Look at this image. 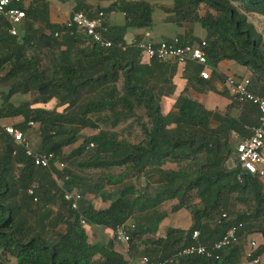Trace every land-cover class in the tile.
I'll use <instances>...</instances> for the list:
<instances>
[{"label": "trees", "instance_id": "16d2710c", "mask_svg": "<svg viewBox=\"0 0 264 264\" xmlns=\"http://www.w3.org/2000/svg\"><path fill=\"white\" fill-rule=\"evenodd\" d=\"M46 1L17 5L25 19L16 36L9 35V24L0 20V85L8 86L1 92L0 121L21 117L15 128L23 134L29 123L38 125L41 144L37 153L54 156L49 169L36 167L0 129V264H132L136 258L205 264V257L183 254L196 244L193 233L198 232L197 243L211 249L227 229L241 224L237 243L219 252L221 261L216 263L238 264L249 247L247 238L264 234V185L235 158L237 142L248 138L250 128L258 125L257 108L234 99L223 111L211 112L182 94L173 105L174 112L162 114L161 97L173 90L169 80L152 83L150 69L138 64L142 52L126 47L124 41L128 29L152 26L149 4L100 0L115 3L107 10L77 9L90 19L102 13L101 31L112 43L104 49L75 27L51 24ZM171 3L167 22L179 27L197 24L206 34L203 41L177 39L178 44L205 42L212 72L221 61L245 67L250 73V92L264 100V38L248 19H264V0ZM112 11L124 14L125 26L108 22ZM196 67L198 75L201 69ZM228 78L220 77L224 86ZM17 94L34 95L39 105L9 102ZM54 102L59 111L54 110ZM137 108L146 117L140 125V139H120L114 128L134 117ZM100 123L111 129H100ZM84 129L98 132L65 154ZM114 169L121 173L109 174ZM88 172L97 175L81 176ZM127 176L136 180L157 176L155 188L149 192L151 185L146 183L136 189L126 182ZM106 187L114 191L106 194ZM63 192L81 195L77 212L63 200ZM91 194L100 196L105 205L96 209ZM167 202L172 203L171 214L189 211L191 225L168 228L160 237L159 211ZM80 216L87 225L106 231L108 243L90 244ZM119 228L129 238L123 250L115 246ZM263 252L261 247L256 255Z\"/></svg>", "mask_w": 264, "mask_h": 264}, {"label": "crops", "instance_id": "0c3cea01", "mask_svg": "<svg viewBox=\"0 0 264 264\" xmlns=\"http://www.w3.org/2000/svg\"><path fill=\"white\" fill-rule=\"evenodd\" d=\"M127 3H135V2H144L149 4L152 7V26L149 29H134L130 28L127 31V34L124 38L126 47L133 46V44L141 39L146 33L150 34L149 39L154 44H158L165 40L170 39H179L182 43H197L198 41L205 40L206 34L204 30L197 24L195 25H184L182 27L176 26L173 23L167 22V19L170 17L169 10L172 8L171 0H124ZM48 2V10H49V21L51 24H66L70 19L71 15L80 7L83 9L90 10L92 8H100L103 10H107L111 5H114V1L103 2L100 0H47ZM108 22L115 27L125 26L126 19L124 14L119 11H112L107 15ZM44 32L48 33L47 30ZM151 62L144 56H140L138 64L140 67H147L152 72L149 73V80L152 83L161 82L163 80L168 81V87H172L171 94H164L161 97L160 107L162 114L166 115L170 109L174 112L173 105L176 99L185 94L193 101L201 104L208 111H223L229 106L234 97L229 91V89L224 86L220 77H231L234 79L244 78L249 76V71L233 62V61H221L216 66L214 72H212L211 68H209V79L202 80L199 77V74L196 75L194 73L196 66H190L188 69L184 70L183 67L178 65L177 63L172 61L158 63L155 65H151ZM173 67H175V71H173ZM197 69V67H196ZM119 84V83H118ZM119 88V87H118ZM119 90V89H118ZM12 102L15 101H23V97L19 94L12 96ZM58 104V103H57ZM168 107V108H167ZM47 108V107H46ZM169 109V110H168ZM58 111V110H57ZM21 117L13 118L11 120H2L0 121V129L6 126L16 127L18 124H21L22 121H19ZM22 119V118H21ZM30 127V126H29ZM34 127L31 126L26 131L32 130ZM27 133V134H26ZM37 134V137H36ZM24 136L26 140L29 142L33 151L40 152V132L39 128L35 129L34 132L28 133L25 132ZM238 143V142H237ZM236 143V144H237ZM264 185V178L261 179ZM94 195L92 198H95ZM91 198V199H92ZM93 200V206L97 209L102 208L105 203H103L102 207H98L96 202ZM172 204V203H171ZM56 207V206H55ZM54 207V209H56ZM172 219V224L169 228L174 227L173 225H182L183 223H188L186 228L180 229H188L191 225V218L188 212L185 209L178 211L173 215H166ZM88 225L83 227V230L88 238L90 244H98V243H108L110 240V235L104 231L99 229L96 226L90 225L89 229H86ZM168 228L165 229V231ZM164 231V232H165ZM164 232H160L158 230V236H162ZM100 234H103L100 236ZM248 240V249L250 248V243L255 242L258 246V249L264 247V235L262 236L260 233L253 234L247 238ZM117 242L115 241V246L117 247ZM121 246H118V249L122 250V247L125 248V244L119 243ZM244 255L241 257L238 264H244L245 258ZM262 261L264 262V252L260 255ZM132 264H142L139 258H136L132 261Z\"/></svg>", "mask_w": 264, "mask_h": 264}, {"label": "built area", "instance_id": "2783aa9c", "mask_svg": "<svg viewBox=\"0 0 264 264\" xmlns=\"http://www.w3.org/2000/svg\"><path fill=\"white\" fill-rule=\"evenodd\" d=\"M34 0H0V20L6 21L10 29L9 35L16 36L17 27L21 26L25 19V12L18 8L17 5L28 6ZM102 13H99L95 18H88L82 12H74L68 22L67 27H75L84 34L96 45L107 49L111 48L112 43L106 39L101 31ZM146 33L140 40L133 44V47L140 50L149 61L156 60L160 62L172 61L178 65L185 67L186 64H193L201 69L199 77L203 80L209 79V65L204 52L206 47L205 42L192 45L178 44L177 39L171 42L162 41L155 45L149 39ZM57 37V35H55ZM125 47H121L124 50ZM234 99L239 103H251L258 111V125L250 128V136L240 140L235 147L236 162L241 168L251 175H257L261 179L264 178V100L254 96L249 90V80L247 77L237 80L229 77L225 82ZM29 123V126H33ZM5 134L17 146L23 148L25 155L29 158L34 166L42 169H49L54 159L53 154H38L33 151L24 134L13 126L4 127ZM92 146V145H90ZM59 169L64 168L63 164H57ZM32 195V191L28 192ZM82 199L78 193L63 192V200L70 205L72 211H78L79 202ZM35 201V200H34ZM222 218H227L223 215ZM80 225H87L86 220L80 216ZM242 229L241 224L233 225L225 234L212 246L211 249L201 246L197 243L198 232H194L192 239L196 244L184 250V255H198L207 259L205 264H216L221 261L219 252L225 248L234 246L238 241V232ZM115 241L126 244L129 241L124 230L119 228L115 232ZM258 246L255 242L250 243V248L246 251L244 264H262L260 256L256 255ZM142 264H166L149 262L146 258L140 259Z\"/></svg>", "mask_w": 264, "mask_h": 264}, {"label": "rangeland", "instance_id": "374dc122", "mask_svg": "<svg viewBox=\"0 0 264 264\" xmlns=\"http://www.w3.org/2000/svg\"><path fill=\"white\" fill-rule=\"evenodd\" d=\"M248 19L250 22L253 23L254 27L257 29V31H259L263 38H264V19L260 18V17H257V16H248ZM118 87H121L119 84H118ZM8 89V86L7 85H0V104L2 102V95L1 92H5L6 90ZM86 94L84 93L83 96H85ZM14 97H11L10 98V101H12ZM91 99V98H90ZM36 98H34V95H28V96H25L23 97V102H27V104L30 106V107H34L36 105H39L38 104V101H36ZM53 107H54V110H58L59 111V105L57 104V102H54L53 104ZM168 108V107H167ZM169 110V109H168ZM169 112L173 113L172 109L169 110ZM20 120L19 121H22L21 118H19ZM146 122V117L144 115V111L141 109V108H137L136 109V114L134 117L130 118L129 120L127 121H124L122 123H120L117 127L114 128V131L119 135L120 139H124L126 141H130V142H137L139 139H140V136H141V131H140V125L145 123ZM38 128V125L34 124V127L32 130H29V131H26L28 133H32L35 131V129L37 130ZM100 129H111L109 126H106L102 123H100ZM98 131L94 130V129H84L80 132L79 136H78V141L76 142V144L72 147H69L67 149L64 150V153L65 154H69L71 152L72 149L78 147L79 145H81L84 141L85 138L91 136V135H94L96 134ZM27 134V133H26ZM36 137H37V134H36ZM36 152V151H35ZM231 164V160L228 161L227 165H230ZM170 167H174L173 165H171ZM120 170H117V169H114V170H110L109 171V174H112V175H118L120 174ZM97 174L95 172H88L86 174H81V176H86L87 178L89 177H94L96 176ZM157 176H153L151 178H148V179H143V178H140L139 180H136L135 178H131V176H127V183L128 184H132L136 187V189H140V187H143L146 185V183H149V192H151L154 188H155V185H154V180H156ZM263 179V178H262ZM114 189L113 188H110V187H106L104 189V193L108 194V193H111L113 192ZM94 196V194H91L89 195L90 198H92ZM92 199H95L94 201L96 202V205L98 207H102L103 206V201L101 200V197L100 196H96L95 198H92ZM175 203V202H174ZM171 208H172V204L169 202L163 204L161 207H160V213L162 214V220L161 222L159 223L158 225V230L160 232H164L166 228H169L172 224V219L169 218V217H166V215H173L171 214ZM186 210V209H185ZM187 211V210H186ZM188 214H189V211H187ZM174 227H180V228H186L188 226V223H183L182 225H173ZM90 228V225H88L86 227V229H89ZM103 235V234H100V236ZM118 246H121L120 244H117V249H118ZM124 248L122 247V250ZM120 250V249H119ZM12 264H14V262H12Z\"/></svg>", "mask_w": 264, "mask_h": 264}, {"label": "water", "instance_id": "95a60500", "mask_svg": "<svg viewBox=\"0 0 264 264\" xmlns=\"http://www.w3.org/2000/svg\"><path fill=\"white\" fill-rule=\"evenodd\" d=\"M260 234L263 236L264 234L262 232H260Z\"/></svg>", "mask_w": 264, "mask_h": 264}]
</instances>
